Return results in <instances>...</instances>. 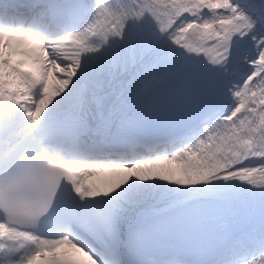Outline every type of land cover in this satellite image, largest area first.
<instances>
[{"label": "snow or ice", "instance_id": "6c2138e0", "mask_svg": "<svg viewBox=\"0 0 264 264\" xmlns=\"http://www.w3.org/2000/svg\"><path fill=\"white\" fill-rule=\"evenodd\" d=\"M0 264H264V0H0Z\"/></svg>", "mask_w": 264, "mask_h": 264}, {"label": "bare ground", "instance_id": "6f19581e", "mask_svg": "<svg viewBox=\"0 0 264 264\" xmlns=\"http://www.w3.org/2000/svg\"><path fill=\"white\" fill-rule=\"evenodd\" d=\"M95 176L99 177L100 179H97ZM95 176L88 177L86 179H87V181H90L91 183H95V184H98V185H102L104 183V181L108 179V175L104 171H99L98 174L95 175Z\"/></svg>", "mask_w": 264, "mask_h": 264}]
</instances>
